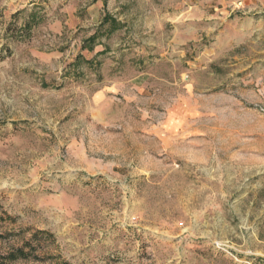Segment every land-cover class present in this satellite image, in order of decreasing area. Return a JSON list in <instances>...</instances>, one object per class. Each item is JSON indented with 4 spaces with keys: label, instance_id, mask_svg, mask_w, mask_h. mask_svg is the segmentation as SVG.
<instances>
[{
    "label": "rangeland",
    "instance_id": "374dc122",
    "mask_svg": "<svg viewBox=\"0 0 264 264\" xmlns=\"http://www.w3.org/2000/svg\"><path fill=\"white\" fill-rule=\"evenodd\" d=\"M0 264H264V0H0Z\"/></svg>",
    "mask_w": 264,
    "mask_h": 264
},
{
    "label": "trees",
    "instance_id": "16d2710c",
    "mask_svg": "<svg viewBox=\"0 0 264 264\" xmlns=\"http://www.w3.org/2000/svg\"><path fill=\"white\" fill-rule=\"evenodd\" d=\"M34 20L36 22L37 18L35 17ZM108 22H111L114 26V25H117L119 21L116 18L112 17L111 15L106 14L101 24H102V26H105ZM26 26L27 27L30 26V23H26ZM113 28L116 29V27H113ZM96 40H97V33L91 35L87 39V43L88 44L94 43ZM81 58H82V56L79 55L76 59V62H78V60ZM27 256H28L27 251L25 250V248L22 247V248H18L15 251L8 253V255H6L4 258L6 260H9L10 262H12V261H16L19 258H27Z\"/></svg>",
    "mask_w": 264,
    "mask_h": 264
}]
</instances>
